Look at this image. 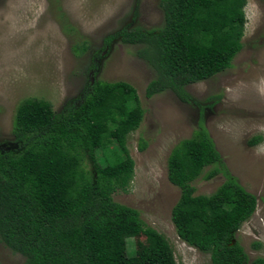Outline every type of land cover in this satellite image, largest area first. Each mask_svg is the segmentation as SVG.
Returning a JSON list of instances; mask_svg holds the SVG:
<instances>
[{
    "label": "trees",
    "instance_id": "trees-1",
    "mask_svg": "<svg viewBox=\"0 0 264 264\" xmlns=\"http://www.w3.org/2000/svg\"><path fill=\"white\" fill-rule=\"evenodd\" d=\"M245 2L159 0L161 25L122 29L121 41L140 45L136 54L154 71L145 96L171 90L188 101L184 86L227 68L242 45ZM84 48L82 41L78 50ZM141 116L134 88L123 81L96 79L78 103L58 112L43 99L17 105L15 148L0 152V241L23 256L21 264H133L125 241L137 234L154 247L152 264H178L166 237L111 196L132 177L125 137ZM109 139L123 157L105 145ZM218 173L223 181L211 194H193V179ZM166 179L179 188L170 222L182 242L208 254L210 264H264L233 239L256 197L226 169L200 121L171 148Z\"/></svg>",
    "mask_w": 264,
    "mask_h": 264
},
{
    "label": "rangeland",
    "instance_id": "rangeland-1",
    "mask_svg": "<svg viewBox=\"0 0 264 264\" xmlns=\"http://www.w3.org/2000/svg\"><path fill=\"white\" fill-rule=\"evenodd\" d=\"M158 3L0 0V152L15 148L11 123L22 100H46L58 112L78 103L96 79L126 82L135 90L142 116L137 128L125 137L133 160L132 177L126 190L113 192L112 199L135 208L147 225L162 233L178 264H210L208 254L175 235L170 209L179 188L166 179L171 148L189 137L200 121L226 169L256 197L253 213L240 224L233 239L248 259L264 257V0H246L240 50L227 68L184 86L188 101H181L171 90L145 96L154 71L136 54L140 45L120 39L124 28L161 25ZM82 41L85 48L79 51ZM253 136L259 139L249 145ZM105 145L123 157L115 142L109 139ZM202 174L190 183L193 194L209 195L223 176L203 178ZM253 242L258 247L253 248ZM125 244L133 264L153 263L155 249L142 234L127 238ZM23 260L0 241V264H21Z\"/></svg>",
    "mask_w": 264,
    "mask_h": 264
}]
</instances>
